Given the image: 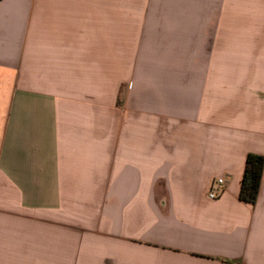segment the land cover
<instances>
[{
    "label": "crops",
    "instance_id": "1",
    "mask_svg": "<svg viewBox=\"0 0 264 264\" xmlns=\"http://www.w3.org/2000/svg\"><path fill=\"white\" fill-rule=\"evenodd\" d=\"M250 153L264 0H0V264H264Z\"/></svg>",
    "mask_w": 264,
    "mask_h": 264
},
{
    "label": "trees",
    "instance_id": "2",
    "mask_svg": "<svg viewBox=\"0 0 264 264\" xmlns=\"http://www.w3.org/2000/svg\"><path fill=\"white\" fill-rule=\"evenodd\" d=\"M264 172V156L250 153L245 160L243 177L240 184L239 200L255 205L259 197ZM232 264V263H223Z\"/></svg>",
    "mask_w": 264,
    "mask_h": 264
},
{
    "label": "built area",
    "instance_id": "3",
    "mask_svg": "<svg viewBox=\"0 0 264 264\" xmlns=\"http://www.w3.org/2000/svg\"><path fill=\"white\" fill-rule=\"evenodd\" d=\"M217 184L221 188L218 191H212L209 193V198H211V199H216L220 196V194L222 192V185L224 184V179H218Z\"/></svg>",
    "mask_w": 264,
    "mask_h": 264
},
{
    "label": "rangeland",
    "instance_id": "4",
    "mask_svg": "<svg viewBox=\"0 0 264 264\" xmlns=\"http://www.w3.org/2000/svg\"><path fill=\"white\" fill-rule=\"evenodd\" d=\"M81 260L83 259H80L77 256L75 258L69 257L68 264H79L78 262H80ZM89 264H91V259H89Z\"/></svg>",
    "mask_w": 264,
    "mask_h": 264
}]
</instances>
